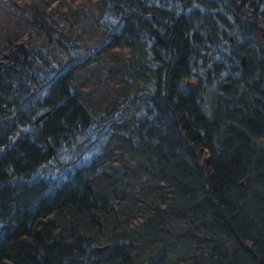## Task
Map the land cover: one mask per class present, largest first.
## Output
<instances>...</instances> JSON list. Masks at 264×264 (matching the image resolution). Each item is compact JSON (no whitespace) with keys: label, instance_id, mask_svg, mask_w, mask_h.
I'll return each mask as SVG.
<instances>
[{"label":"trees","instance_id":"1","mask_svg":"<svg viewBox=\"0 0 264 264\" xmlns=\"http://www.w3.org/2000/svg\"><path fill=\"white\" fill-rule=\"evenodd\" d=\"M12 6L0 264H264V0Z\"/></svg>","mask_w":264,"mask_h":264},{"label":"rangeland","instance_id":"2","mask_svg":"<svg viewBox=\"0 0 264 264\" xmlns=\"http://www.w3.org/2000/svg\"><path fill=\"white\" fill-rule=\"evenodd\" d=\"M13 0H0V29L8 28L7 11H14L15 6H12ZM1 31V30H0ZM100 33L93 27H88L82 32L80 46L91 45L98 40Z\"/></svg>","mask_w":264,"mask_h":264},{"label":"water","instance_id":"3","mask_svg":"<svg viewBox=\"0 0 264 264\" xmlns=\"http://www.w3.org/2000/svg\"><path fill=\"white\" fill-rule=\"evenodd\" d=\"M259 29L260 30H263L264 28L263 27H261V26H259ZM241 63L244 65L245 64V56H242V58H241ZM229 84L228 83H225V86H228ZM49 114V112H46V113H44V114H42V115H40L39 117H38V121L40 120V119H42L44 116H47Z\"/></svg>","mask_w":264,"mask_h":264}]
</instances>
